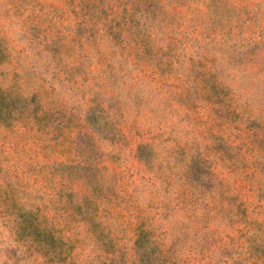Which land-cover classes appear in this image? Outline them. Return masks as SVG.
Instances as JSON below:
<instances>
[{"label": "rangeland", "instance_id": "1", "mask_svg": "<svg viewBox=\"0 0 264 264\" xmlns=\"http://www.w3.org/2000/svg\"><path fill=\"white\" fill-rule=\"evenodd\" d=\"M0 264H264V0H0Z\"/></svg>", "mask_w": 264, "mask_h": 264}]
</instances>
